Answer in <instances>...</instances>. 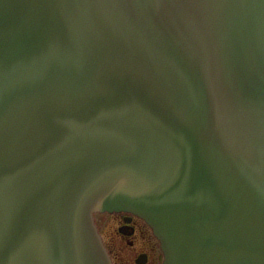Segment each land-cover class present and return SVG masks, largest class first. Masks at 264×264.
Wrapping results in <instances>:
<instances>
[{
    "label": "water",
    "instance_id": "obj_1",
    "mask_svg": "<svg viewBox=\"0 0 264 264\" xmlns=\"http://www.w3.org/2000/svg\"><path fill=\"white\" fill-rule=\"evenodd\" d=\"M264 264V0H0V264Z\"/></svg>",
    "mask_w": 264,
    "mask_h": 264
},
{
    "label": "flooded vegetation",
    "instance_id": "obj_2",
    "mask_svg": "<svg viewBox=\"0 0 264 264\" xmlns=\"http://www.w3.org/2000/svg\"><path fill=\"white\" fill-rule=\"evenodd\" d=\"M99 214L102 215L103 213ZM111 215L114 216L115 222H117L115 229L117 236H113V234L109 240L106 239V245L114 263L153 264L152 261L150 262L153 235L152 231L147 228L146 221L136 215L123 212ZM100 221L99 219L97 222L99 228Z\"/></svg>",
    "mask_w": 264,
    "mask_h": 264
},
{
    "label": "rangeland",
    "instance_id": "obj_3",
    "mask_svg": "<svg viewBox=\"0 0 264 264\" xmlns=\"http://www.w3.org/2000/svg\"><path fill=\"white\" fill-rule=\"evenodd\" d=\"M96 217H97V222L99 219L101 220L99 222L100 230L104 234L105 240L106 239L109 240L113 234H114L113 236H117V233L115 230L117 226V222H115V218L113 215L107 212V213H103L102 215L97 214ZM147 228L151 230V227L148 224H147ZM152 235H153V238H152V246L150 248L151 249L150 262L152 261L153 264H161V248L159 247V242L157 238L154 236L153 232H152ZM150 249H149V253H150Z\"/></svg>",
    "mask_w": 264,
    "mask_h": 264
}]
</instances>
